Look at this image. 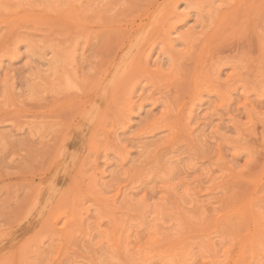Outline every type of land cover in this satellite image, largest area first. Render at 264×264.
<instances>
[{
	"label": "rangeland",
	"instance_id": "374dc122",
	"mask_svg": "<svg viewBox=\"0 0 264 264\" xmlns=\"http://www.w3.org/2000/svg\"><path fill=\"white\" fill-rule=\"evenodd\" d=\"M0 264H264V0H0Z\"/></svg>",
	"mask_w": 264,
	"mask_h": 264
},
{
	"label": "bare ground",
	"instance_id": "6f19581e",
	"mask_svg": "<svg viewBox=\"0 0 264 264\" xmlns=\"http://www.w3.org/2000/svg\"><path fill=\"white\" fill-rule=\"evenodd\" d=\"M137 46V45H136ZM118 72V71H117ZM122 73H124V71H122ZM108 74V73H107ZM104 93V92H103ZM33 208V207H32Z\"/></svg>",
	"mask_w": 264,
	"mask_h": 264
}]
</instances>
